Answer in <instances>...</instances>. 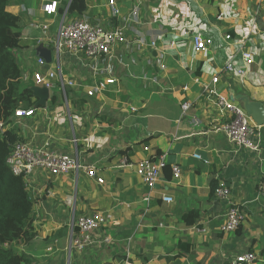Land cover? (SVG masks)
<instances>
[{
  "label": "crops",
  "instance_id": "1",
  "mask_svg": "<svg viewBox=\"0 0 264 264\" xmlns=\"http://www.w3.org/2000/svg\"><path fill=\"white\" fill-rule=\"evenodd\" d=\"M86 1L87 11L69 20L85 16L107 27L119 23L111 14L109 0ZM116 1L121 19H132L129 42L119 44L113 59H101L100 65L111 64L118 87L111 85L93 97L84 86L72 88L70 111L62 107L57 90L54 94L61 105L39 107L35 117L15 119L10 125L22 140L35 146L49 140L54 149L98 165L104 182L85 175L77 180L74 174L53 177L36 172L27 185L38 235L16 249L28 254L31 264H232L237 255L249 251L258 259L246 264H264V196H258L264 179V125L259 151L239 148L223 132L215 131L228 115L203 93L232 55L250 50L253 59L247 73L221 75L218 88L248 114L253 103L264 105V0ZM43 2L9 0L10 12L26 13L24 26L16 29L20 36L37 33L32 24L45 20ZM136 5L137 13L132 14ZM254 20L259 32L246 37L243 29ZM191 27L214 35L209 52L193 51L183 35ZM226 35L232 39L227 41ZM151 41L156 46H150ZM25 42L21 40L17 52L22 84L34 88L33 61ZM63 63L68 77L93 84L92 72L76 59L65 57ZM184 102L192 108L183 117ZM194 118L199 125L193 124ZM152 154L165 156L167 165L146 202L149 191L141 177L120 164L124 156L137 162ZM174 164L183 168L179 178L173 175ZM219 179L232 187L231 200L246 212L236 231L220 230L229 203L213 195L212 184ZM161 194L173 196L174 202L162 201ZM98 210L111 215L107 226L92 233L93 245L71 250L73 217ZM191 211L198 217L194 224H187L183 215ZM106 238L111 242L106 243Z\"/></svg>",
  "mask_w": 264,
  "mask_h": 264
},
{
  "label": "built area",
  "instance_id": "2",
  "mask_svg": "<svg viewBox=\"0 0 264 264\" xmlns=\"http://www.w3.org/2000/svg\"><path fill=\"white\" fill-rule=\"evenodd\" d=\"M71 2V1H70ZM62 0H44L42 13L45 20H35L32 24L37 33L34 35L20 36L21 40H26L29 51V59L34 58L32 68V78L34 87L45 88L49 91L50 99L57 88L61 95L62 102L66 103L67 110L70 111L68 87L84 86L89 97L97 93H104L108 87L115 84L117 79L113 75L111 64L100 65L101 59L109 62L113 59L116 47L119 44L129 42L131 17L121 19V9L116 0H109L108 7L112 16L117 17L119 23L112 27H107L102 23L94 22L83 16L74 20L67 17V9L60 12ZM139 5V4H138ZM138 5L132 11L136 14ZM59 22L58 30L54 31L53 26ZM245 36L257 34L259 32L256 21L248 23L243 29ZM185 38L189 39L193 45L195 53L209 52L215 44V37L212 34L203 35L201 31H196L194 27L188 28L183 32ZM225 39L230 41L231 35H226ZM53 47H52V46ZM156 46L155 41L149 43ZM51 52V61L43 56V51ZM65 57L76 59L85 69L92 72L95 83L84 85L85 79L80 82L68 77L65 74L63 60ZM63 59V60H62ZM253 53L242 51L241 55H232L229 60L219 68L213 76L211 83L203 87V93L215 100L221 113H226L228 119L218 126L215 131L223 132L228 140L239 148H246L252 151H259L261 142V129L263 125L257 124L246 110L234 101L229 95L224 94L218 85L221 82V75L238 74L244 76L247 73V65L252 62ZM104 74V76H100ZM46 108L47 106H39ZM62 107H64L62 103ZM192 108L191 103L182 104L183 117L189 114ZM36 108H19L15 111V119L33 118L36 115ZM195 126L199 125L196 118L193 119ZM214 131V132H215ZM148 151L149 148L145 147ZM195 158L202 159L200 154H194ZM8 165L15 175L23 176L27 182L36 172H45L50 176L57 177L73 173L78 180L81 175L103 183L104 179L100 176V169L96 164L82 163L78 156L58 151L51 146L49 140H45L43 145L35 146L33 143L20 140L16 142L8 160ZM167 165L165 156L152 154L148 158L130 161L127 156L121 160L120 167H129L141 177L149 193L144 198L149 202L152 193L156 189L161 173ZM174 177L179 178L183 173V168L179 164L172 165ZM216 199L227 201L228 210L224 222L220 226L222 232L236 231L246 218L244 207L231 200L232 187L223 179L217 181L214 190ZM258 196H264V179L258 186ZM160 198L166 203L174 202V197L168 194H161ZM111 215L107 211H94L91 214L73 217L70 227V249L84 250L95 243L92 233L104 226H107ZM106 243L111 242L110 238L105 239ZM258 259L254 252H246L237 255L232 264L253 263ZM127 264H131L127 262Z\"/></svg>",
  "mask_w": 264,
  "mask_h": 264
},
{
  "label": "trees",
  "instance_id": "3",
  "mask_svg": "<svg viewBox=\"0 0 264 264\" xmlns=\"http://www.w3.org/2000/svg\"><path fill=\"white\" fill-rule=\"evenodd\" d=\"M9 0H0V264H31V258L15 246L28 245L38 235L35 226L34 201L23 176L15 175L8 158L16 144L22 140L17 130L10 127L19 108H39L33 88L22 84L23 69L17 52L22 48L20 34L26 13L16 15L7 7ZM68 4L61 3L60 12ZM86 0H71L67 17L81 16L87 11ZM25 17V18H24ZM51 105H61L57 95H52ZM217 181L212 184L214 193ZM198 214L185 213L183 220L194 224Z\"/></svg>",
  "mask_w": 264,
  "mask_h": 264
},
{
  "label": "water",
  "instance_id": "4",
  "mask_svg": "<svg viewBox=\"0 0 264 264\" xmlns=\"http://www.w3.org/2000/svg\"><path fill=\"white\" fill-rule=\"evenodd\" d=\"M43 56L46 57L48 61H51L52 55L49 50L43 51ZM35 96L38 98V106H50V95L49 91L45 88L34 87L33 88ZM249 115L255 120L257 124L264 125V105L263 103L257 102L253 103V111H250Z\"/></svg>",
  "mask_w": 264,
  "mask_h": 264
},
{
  "label": "rangeland",
  "instance_id": "5",
  "mask_svg": "<svg viewBox=\"0 0 264 264\" xmlns=\"http://www.w3.org/2000/svg\"><path fill=\"white\" fill-rule=\"evenodd\" d=\"M68 1L69 0H66V1H62V3H65L66 5L68 4ZM36 2H37V4L40 2V0H36ZM58 26H59V22L57 21L56 22V24H55V27L53 28V30L54 31H57L58 30ZM52 46V45H51ZM53 47V46H52ZM32 59V61H33V58H31ZM24 73H25V71H24ZM74 79V78H73ZM74 80H76V79H74ZM77 81V80H76ZM138 81H140V80H138ZM93 83H95V81H93ZM112 88H114V87H118V84H114V85H112L111 86ZM76 89V90H78V88L77 87H68L67 88V92H68V97H69V101H71V103H72V96H71V89ZM57 91V88H55L54 90H53V92H56ZM78 96V95H77ZM79 98L78 97H76V100H78ZM63 105H64V107L65 108H67V106H66V103L65 102H63ZM72 112L73 113H76V111L74 110V104H73V106H72ZM186 116H188V115H186ZM67 126H68V128L70 129V131H71V134L73 133V129H72V126H71V123L68 121V123H67ZM71 126V127H70ZM70 174H73V173H70Z\"/></svg>",
  "mask_w": 264,
  "mask_h": 264
}]
</instances>
